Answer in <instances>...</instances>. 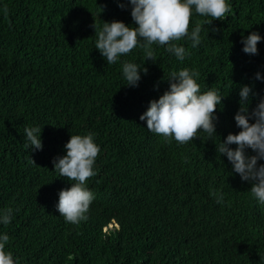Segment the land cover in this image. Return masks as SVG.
<instances>
[{
	"label": "trees",
	"instance_id": "obj_1",
	"mask_svg": "<svg viewBox=\"0 0 264 264\" xmlns=\"http://www.w3.org/2000/svg\"><path fill=\"white\" fill-rule=\"evenodd\" d=\"M122 3L128 0H0V209L14 213L0 226L10 238L6 250L20 264H264V206L251 184L206 134L181 145L139 119L168 89L169 74L189 68L201 91L224 95L215 142L238 133L240 87L252 88L249 111L264 98V82L255 79L264 75V41L258 55L241 44L253 31L264 37V0H232V13L210 25L194 14L189 31L201 25L202 43L178 41L189 53L183 62L162 46L152 45L156 62L134 48L122 59L147 68L136 88L124 86L121 65H107L95 49L94 24H133ZM35 124L43 127V149L32 151L24 129ZM89 132L100 147L87 181L95 199L86 220L66 223L55 205L74 181L52 161L71 135ZM111 220L118 228L103 231Z\"/></svg>",
	"mask_w": 264,
	"mask_h": 264
},
{
	"label": "clouds",
	"instance_id": "obj_2",
	"mask_svg": "<svg viewBox=\"0 0 264 264\" xmlns=\"http://www.w3.org/2000/svg\"><path fill=\"white\" fill-rule=\"evenodd\" d=\"M129 5L133 24L113 20L104 22L99 28L95 24L93 27L95 49L100 52L107 65H121L122 76L126 81L124 86L132 88L139 86L142 74H147V68L133 61L123 60L122 57L139 47L146 50L147 60L156 62L152 45H157L164 47L177 61L183 62L189 53L177 42L190 41L192 48H197L202 43L201 25L197 24L189 31L191 17L198 14L206 18L205 25H210L213 20H225L233 11L232 0H128L127 5L122 3L118 6L125 9ZM4 11L7 13V9ZM262 41L264 37L256 31L247 36L242 35V51L248 55H258V43ZM198 78L199 73L189 68L172 71L167 78L168 89L158 99L149 102L147 110L139 119L146 121L148 131L166 140L174 139L181 145L201 138L200 133L206 134L207 140L216 144L218 154L226 156L232 165V171L242 181L251 184L250 191L257 204L264 206V163H258L264 161V98L249 111L252 88L249 85L241 86L240 108L234 116L236 127L240 131L236 134L229 133L217 143L215 138L219 136L216 132V110L222 105L224 95L214 88L201 91ZM255 79L264 82V75L257 72ZM42 128L39 124L25 127L26 149H43ZM231 145H235V148ZM248 149L255 154L249 155ZM64 151L63 156L53 159L54 171L74 183L58 192L55 208L66 223L79 224L87 219L86 214L95 199L87 181L96 175L95 164L100 147L95 142V134L89 132L85 135H71L64 145ZM32 162L34 163L33 160ZM212 195L217 204L224 202L222 192H213ZM13 219V209H0V226L10 225ZM117 228V222L111 220L103 227V231ZM9 239L6 232H0V264H20L19 258L12 251L6 250Z\"/></svg>",
	"mask_w": 264,
	"mask_h": 264
}]
</instances>
